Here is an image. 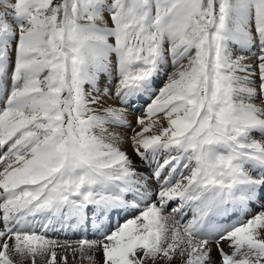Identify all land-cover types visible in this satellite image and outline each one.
Returning a JSON list of instances; mask_svg holds the SVG:
<instances>
[{
  "label": "snow or ice",
  "instance_id": "1",
  "mask_svg": "<svg viewBox=\"0 0 264 264\" xmlns=\"http://www.w3.org/2000/svg\"><path fill=\"white\" fill-rule=\"evenodd\" d=\"M0 264H264V0H0Z\"/></svg>",
  "mask_w": 264,
  "mask_h": 264
},
{
  "label": "bare ground",
  "instance_id": "2",
  "mask_svg": "<svg viewBox=\"0 0 264 264\" xmlns=\"http://www.w3.org/2000/svg\"><path fill=\"white\" fill-rule=\"evenodd\" d=\"M162 81H163V80H161L160 83H161ZM110 103L113 104V106H118L116 103H113L112 101H110ZM142 104H143V103H139V104H137V105H134V106H133V109H135V108H136V109H140V108H142ZM137 106H138V107H137ZM137 114H138V112L130 110L129 119L132 120V121H134V119H135V115H137ZM122 147H123V149H124L125 151L128 152L129 155H131V147H130L128 144H125V145H123Z\"/></svg>",
  "mask_w": 264,
  "mask_h": 264
},
{
  "label": "rangeland",
  "instance_id": "3",
  "mask_svg": "<svg viewBox=\"0 0 264 264\" xmlns=\"http://www.w3.org/2000/svg\"><path fill=\"white\" fill-rule=\"evenodd\" d=\"M163 83V82H162ZM158 84H160L159 82H158ZM112 102L113 103H116V101L115 100H112ZM142 107H143V104H142ZM139 114V113H138ZM134 122V121H133ZM128 134L130 135V131L128 132ZM130 156H133V158L135 159V157H134V154L132 153V151H131V155ZM137 166L138 167H142L140 164H139V161H137ZM59 232H57V234H58ZM57 237V236H56ZM59 239H63L64 237H62V236H59L58 237ZM226 250V249H225Z\"/></svg>",
  "mask_w": 264,
  "mask_h": 264
}]
</instances>
